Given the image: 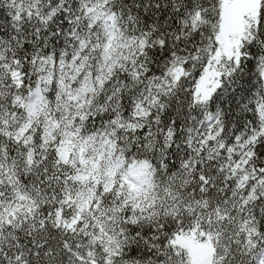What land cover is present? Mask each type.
<instances>
[{
	"label": "snow or ice",
	"instance_id": "snow-or-ice-1",
	"mask_svg": "<svg viewBox=\"0 0 264 264\" xmlns=\"http://www.w3.org/2000/svg\"><path fill=\"white\" fill-rule=\"evenodd\" d=\"M0 264H264V0H0Z\"/></svg>",
	"mask_w": 264,
	"mask_h": 264
}]
</instances>
